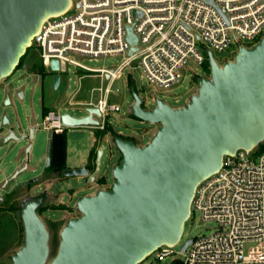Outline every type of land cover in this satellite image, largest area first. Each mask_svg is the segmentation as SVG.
<instances>
[{
  "label": "water",
  "instance_id": "1",
  "mask_svg": "<svg viewBox=\"0 0 264 264\" xmlns=\"http://www.w3.org/2000/svg\"><path fill=\"white\" fill-rule=\"evenodd\" d=\"M70 6L71 0H0V85L17 69L42 25L65 14ZM128 39L137 43L131 28ZM208 61L210 75L197 79L198 93L185 107L175 109L157 99L155 108L147 109L131 87L132 114L160 125L152 140L139 146L119 133L110 136L121 153L113 169L114 183L109 190L80 198L81 215L62 229L58 253L51 261L50 234L38 214L43 199L26 202L20 214L24 244L11 264H141L162 246L179 243L199 184L220 171L225 156L240 150L252 152L264 142V36L251 48H240L234 60L222 66L211 53ZM51 67L58 89L59 62L53 60ZM17 96L23 99L24 91L19 90ZM4 105H10L8 96ZM87 112L82 118L63 114L62 122L70 128L99 126L94 115L101 117L100 110ZM19 129V123L12 125L6 115H0V149L32 140L37 128L30 127L28 137L19 135ZM31 151L32 145L25 149L26 161ZM103 151L100 145L92 172L88 166L68 167L62 177H82L94 183ZM50 160L48 152L46 167ZM25 169L27 164L18 166L6 180Z\"/></svg>",
  "mask_w": 264,
  "mask_h": 264
},
{
  "label": "built area",
  "instance_id": "2",
  "mask_svg": "<svg viewBox=\"0 0 264 264\" xmlns=\"http://www.w3.org/2000/svg\"><path fill=\"white\" fill-rule=\"evenodd\" d=\"M129 28L136 44L128 39ZM263 36L264 0H71L65 14L42 25L31 48L39 51L42 67L53 75V60L59 62L60 76L76 69L79 86L69 104L80 94L82 80L100 79L101 86L83 106L100 110L101 117L94 119L103 121L96 128L105 130L107 118L121 112L110 97L127 68L137 64L152 87L169 90L180 82L189 60L204 66L209 53L216 60L213 50L230 49L228 61H233L240 48H251ZM108 56L124 60L112 69L83 62ZM62 115L58 109L47 112L50 134L71 129ZM193 211L203 221L215 222L217 229L193 238L181 252L180 264H264V152L258 158L244 150L225 156L220 171L197 187ZM174 247L159 248L157 262L175 255Z\"/></svg>",
  "mask_w": 264,
  "mask_h": 264
},
{
  "label": "rangeland",
  "instance_id": "3",
  "mask_svg": "<svg viewBox=\"0 0 264 264\" xmlns=\"http://www.w3.org/2000/svg\"><path fill=\"white\" fill-rule=\"evenodd\" d=\"M199 43V50L206 55L205 48ZM214 57L224 65L231 59L230 49L224 52L213 50ZM235 56L232 55V59ZM122 56L100 57L97 59H85L83 62L94 69H112L122 61ZM224 62V63H223ZM207 62L204 66L189 60L183 71L180 82L172 89H158L152 87L143 77L142 69L136 64L125 71V76L113 86L110 97L112 103L121 106V112L111 114L107 118L105 130L96 127L82 126L71 128L67 131V164L69 168H78L89 165V155L95 146L93 139L97 131L106 134L98 144L103 146L104 151L100 163L97 165V177L95 182L89 184L86 178L67 177L61 175L60 179L46 180L47 156L49 152L50 131L45 126V116L48 110L58 109L61 114H69L76 118L88 115L83 103L89 102L93 97L92 90L101 86L97 77H87L82 80L81 92L78 97L68 103L69 99L78 89V74L71 67L65 74H61V84L58 89L54 87V75L44 69L40 60V53L35 48L27 50L17 69L0 85V115H6L12 125L19 123L20 135H30V127H36L34 138L27 139L17 144H9L0 149V264H11L12 256L21 249L24 244V228L21 219V210L26 202L35 198L36 195H44L45 202L38 210V214L44 221L50 234L51 261L58 253L60 235L64 226L81 213L77 209L80 198L94 195L98 190H109L114 183L113 169L121 160L120 151L112 141L106 139V135L113 132L121 134L125 139L133 141L136 145H147L160 128L159 124H152L135 117L132 114L134 98L130 91L136 88L139 96L144 100L143 106L152 110L155 108L154 99H161L172 108L185 107L193 96L198 93L197 79L209 77L210 68ZM38 68H43L40 73ZM79 75H85L79 71ZM108 81H105L104 85ZM19 90L24 91V98L17 96ZM9 97L10 105L5 106V98ZM50 108L46 109L47 106ZM103 119H99L101 123ZM264 143V142H263ZM32 145L30 160L26 161L25 149ZM261 153L255 149L251 156L258 158ZM27 164V169L13 180L6 183V178L14 175L18 166ZM95 168V161L91 164ZM4 183V185H3ZM217 224L212 221H203L197 211H193L191 217L185 223L184 233L179 243L174 247L175 255L168 257L163 262H157L156 254H152L141 264H176L184 259L181 253L184 244L197 236H208L215 232Z\"/></svg>",
  "mask_w": 264,
  "mask_h": 264
},
{
  "label": "trees",
  "instance_id": "4",
  "mask_svg": "<svg viewBox=\"0 0 264 264\" xmlns=\"http://www.w3.org/2000/svg\"><path fill=\"white\" fill-rule=\"evenodd\" d=\"M22 61V59H21ZM209 66V65H208ZM38 70L43 72V68H38ZM132 87V86H130ZM106 133L102 131H97L95 138L96 143L95 146L92 148L90 155H89V164L94 163L96 160V153L98 149V144L102 140ZM114 134V133H112ZM49 156H50V165L47 168V172L49 178H55L56 176L60 175L63 170L68 168L67 164V149H68V141H67V132L62 134H50L49 140ZM260 153L264 152V143H260V145L256 148ZM176 264H180L177 262Z\"/></svg>",
  "mask_w": 264,
  "mask_h": 264
},
{
  "label": "flooded vegetation",
  "instance_id": "5",
  "mask_svg": "<svg viewBox=\"0 0 264 264\" xmlns=\"http://www.w3.org/2000/svg\"><path fill=\"white\" fill-rule=\"evenodd\" d=\"M114 134H115V132H113ZM48 168V167H47ZM46 168V169H47ZM89 169H90V171L92 172L95 168H94V166H92V165H89ZM61 175V174H60ZM62 176V175H61ZM45 177H46V180H56V179H60V178H58L57 176L55 177V178H49V175H48V172L46 171V174H45ZM8 182V180H6V183ZM3 185H4V183H3ZM45 196L44 195H36L35 196V198H33V199H43V203L45 202ZM2 201H4V199L2 198V199H0V202H2ZM40 209V208H39ZM38 209V210H39Z\"/></svg>",
  "mask_w": 264,
  "mask_h": 264
},
{
  "label": "crops",
  "instance_id": "6",
  "mask_svg": "<svg viewBox=\"0 0 264 264\" xmlns=\"http://www.w3.org/2000/svg\"><path fill=\"white\" fill-rule=\"evenodd\" d=\"M48 108H50L49 105L46 107V109H48ZM48 111H50V110H48ZM48 111H47V112H48ZM106 139H107V140H110V134H109V135H108V134L106 135ZM93 142L96 143V138L93 139ZM99 144H100V143H99ZM89 165H91V164H89ZM89 165H88V167H89Z\"/></svg>",
  "mask_w": 264,
  "mask_h": 264
}]
</instances>
